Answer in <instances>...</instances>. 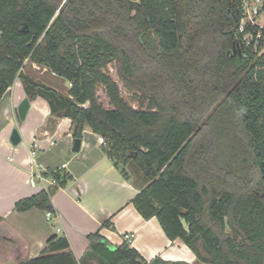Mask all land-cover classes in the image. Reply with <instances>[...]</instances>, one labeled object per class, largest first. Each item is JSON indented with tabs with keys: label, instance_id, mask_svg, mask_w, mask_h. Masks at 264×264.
<instances>
[{
	"label": "trees",
	"instance_id": "obj_1",
	"mask_svg": "<svg viewBox=\"0 0 264 264\" xmlns=\"http://www.w3.org/2000/svg\"><path fill=\"white\" fill-rule=\"evenodd\" d=\"M243 17V0H0V100L20 78L52 119L72 120L74 138L86 127L104 136L116 165L141 173L131 200L139 213L201 262L264 264V27L246 25L262 33L254 53L241 44ZM26 61L69 91L25 72ZM49 174L58 185L15 210L55 214L52 196L67 179ZM87 237L81 259L53 235L20 264H171L99 231Z\"/></svg>",
	"mask_w": 264,
	"mask_h": 264
},
{
	"label": "crops",
	"instance_id": "obj_2",
	"mask_svg": "<svg viewBox=\"0 0 264 264\" xmlns=\"http://www.w3.org/2000/svg\"><path fill=\"white\" fill-rule=\"evenodd\" d=\"M263 11L264 3L257 19L260 27ZM26 97L17 78L0 100V264H20L38 256L53 235L66 236L81 259L89 245L87 235L97 231L112 245L131 244L148 262L158 257L171 264L201 262L183 241L166 235L157 217L145 219L139 213L131 202L139 186L106 154L98 133L86 127L80 150L73 151L72 120L52 119L42 97L30 100L26 119L21 120L18 105ZM15 127L22 137L17 145L10 141ZM37 169L58 173L61 179L66 176L67 183L52 196L53 216L39 208L14 209L16 201L44 189L30 184ZM107 219L111 226L103 225ZM125 233L133 234L130 241Z\"/></svg>",
	"mask_w": 264,
	"mask_h": 264
},
{
	"label": "built area",
	"instance_id": "obj_3",
	"mask_svg": "<svg viewBox=\"0 0 264 264\" xmlns=\"http://www.w3.org/2000/svg\"><path fill=\"white\" fill-rule=\"evenodd\" d=\"M259 1L260 0H243L244 17L239 27V31L244 33L241 44L250 47L254 53L258 54L263 51L260 48L262 33L261 31H258L257 35L255 36L252 31L245 33V28L246 25H258L256 17L261 13L263 9V4H260ZM98 139L103 145L106 143V139L104 138V136L99 135ZM36 147L37 144L36 142H34L30 150L32 159L36 155ZM30 184L33 187L41 186L42 188L46 189L50 185H58V182L57 179L49 174L48 171L37 169L30 178ZM49 215L53 216L50 213ZM132 236V233H125L124 239L126 241H130Z\"/></svg>",
	"mask_w": 264,
	"mask_h": 264
},
{
	"label": "rangeland",
	"instance_id": "obj_4",
	"mask_svg": "<svg viewBox=\"0 0 264 264\" xmlns=\"http://www.w3.org/2000/svg\"><path fill=\"white\" fill-rule=\"evenodd\" d=\"M260 4L264 3V0H260L259 1ZM262 12V11H261ZM260 16V14L256 17V19H258V17ZM260 23L264 24V11L261 15V19H260ZM25 72H27L28 74L38 78L39 80H42L46 83H49L53 86H56L57 88H59L61 91H63L64 93H67L71 87L70 82L63 80L59 77H57L56 75L52 74L47 68L42 67V66H38L36 64H33L29 61H26V65H25ZM125 93V92H124ZM125 95L127 97H130L128 94L125 93ZM24 124L23 122L20 123V125ZM18 128V127H15ZM20 128H18L19 130ZM20 131V130H19ZM134 180L142 182V177H141V173L139 172H135L133 167L131 165H125L120 163L119 164ZM87 261L90 262V264H99L98 261L96 259H94L92 257V259H84L82 260L83 264H87ZM197 264H208V263H203V262H197Z\"/></svg>",
	"mask_w": 264,
	"mask_h": 264
},
{
	"label": "water",
	"instance_id": "obj_5",
	"mask_svg": "<svg viewBox=\"0 0 264 264\" xmlns=\"http://www.w3.org/2000/svg\"><path fill=\"white\" fill-rule=\"evenodd\" d=\"M237 48H234V51H236ZM238 51L240 54H244L246 55V53H244L241 48H238ZM30 105H31V101L28 97L24 98L20 104L18 105V114L21 120H25L27 113L30 109ZM10 141L12 142V144L17 145L22 141V137L20 134V131L18 130V128H14L11 132V136H10ZM82 145V139L81 138H75L74 139V144H73V151H79Z\"/></svg>",
	"mask_w": 264,
	"mask_h": 264
}]
</instances>
